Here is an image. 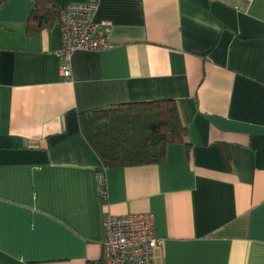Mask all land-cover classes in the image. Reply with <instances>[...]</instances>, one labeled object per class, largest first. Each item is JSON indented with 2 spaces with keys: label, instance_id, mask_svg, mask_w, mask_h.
I'll list each match as a JSON object with an SVG mask.
<instances>
[{
  "label": "crops",
  "instance_id": "obj_1",
  "mask_svg": "<svg viewBox=\"0 0 264 264\" xmlns=\"http://www.w3.org/2000/svg\"><path fill=\"white\" fill-rule=\"evenodd\" d=\"M34 6L0 0V264H102L105 212L152 213L156 264H264V0H100L115 47L76 51L71 79ZM160 99L184 143L109 168L102 196L80 113Z\"/></svg>",
  "mask_w": 264,
  "mask_h": 264
},
{
  "label": "trees",
  "instance_id": "obj_2",
  "mask_svg": "<svg viewBox=\"0 0 264 264\" xmlns=\"http://www.w3.org/2000/svg\"><path fill=\"white\" fill-rule=\"evenodd\" d=\"M34 1L28 21L30 32L46 28L59 18L60 12L46 0ZM79 119L84 137L102 163L100 176H105L109 168L159 164L165 160L168 146L184 143L186 136L174 99L91 109L81 112Z\"/></svg>",
  "mask_w": 264,
  "mask_h": 264
},
{
  "label": "built area",
  "instance_id": "obj_3",
  "mask_svg": "<svg viewBox=\"0 0 264 264\" xmlns=\"http://www.w3.org/2000/svg\"><path fill=\"white\" fill-rule=\"evenodd\" d=\"M99 5L100 0H87L60 9L61 49L58 54L65 79L72 78V56L76 51L101 53L115 47L108 38L111 23L96 20ZM104 178L100 176L99 186L106 197ZM102 225L105 231L102 264H156L155 255L165 240L155 233L152 213L118 216L105 212Z\"/></svg>",
  "mask_w": 264,
  "mask_h": 264
}]
</instances>
